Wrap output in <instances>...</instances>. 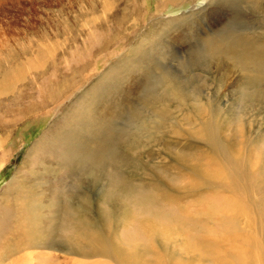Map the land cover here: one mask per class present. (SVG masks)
<instances>
[{"label":"rangeland","instance_id":"obj_1","mask_svg":"<svg viewBox=\"0 0 264 264\" xmlns=\"http://www.w3.org/2000/svg\"><path fill=\"white\" fill-rule=\"evenodd\" d=\"M263 204L264 0H0V220L35 209L32 264H264Z\"/></svg>","mask_w":264,"mask_h":264},{"label":"bare ground","instance_id":"obj_2","mask_svg":"<svg viewBox=\"0 0 264 264\" xmlns=\"http://www.w3.org/2000/svg\"><path fill=\"white\" fill-rule=\"evenodd\" d=\"M232 3V2H231ZM222 5H223V3H222ZM235 13V12H234ZM227 27H229V25L227 26ZM233 30V29H232ZM228 33V32H227ZM227 33H226V35H227ZM229 33H231L230 31H229ZM228 33V34H229ZM239 33L237 32V33H235V34H233L232 35V38H233V40L234 41H238V42H242V41H244L245 39H247L246 37H244L243 36V34L242 35H238ZM231 36V35H230ZM224 39V38H223ZM222 39V40H223ZM217 40V39H216ZM231 40H229V42H230ZM207 42V41H206ZM214 43H215V41H213ZM237 42V43H238ZM211 43H212V39H209L208 40V42H207V47H208V49L210 50V51H214V49H215V46L214 45H212L211 46ZM218 43V42H217ZM216 43V44H217ZM222 43V42H221ZM220 43V44H221ZM224 44V43H223ZM222 44V45H223ZM231 44V43H230ZM218 45H219V43H218ZM222 45H221V47H222ZM252 45V44H251ZM220 46V45H219ZM227 46H228V44H227ZM246 47H248V46H246ZM250 47V46H249ZM232 48V47H231ZM251 48V47H250ZM249 48V49H250ZM253 49V48H252ZM263 49V48H262ZM216 50V49H215ZM237 50V49H236ZM254 51H257V50H254ZM248 58V57H247ZM253 58H255V57H253ZM248 63V62H247ZM170 66V65H169ZM228 69V68H227ZM251 70V69H250ZM258 74V73H257ZM231 78V77H230ZM235 83V82H234ZM172 90V89H171ZM173 91V90H172ZM109 94V93H108ZM179 97V96H178ZM95 98H97V96L95 97ZM180 100V99H179ZM101 101V100H100ZM178 101V100H177ZM181 101V100H180ZM108 106V105H107ZM92 107V106H91ZM98 109H105L106 111H107V107H106V103H104L103 104V102L101 103V105H100V107L98 108ZM195 111H197V110H195ZM82 112V111H81ZM199 112V111H198ZM105 114V113H104ZM101 116V115H100ZM109 117V115H108V113H106L105 114V117ZM105 118L106 120H105V122L104 121H102V122H100V121H97L98 120V118H99V116L98 117H96L95 118V121H94V119H91V120H86V131L87 132H89V134H87V135H89V141L88 142H90L91 143V146L93 147V148H95V152H96V156L98 157V158H100V159H105L104 157V155L107 153V148H108V142L112 139V134H111V131H112V125H110L109 124V119L108 118ZM107 120H109V121H107ZM104 122V123H103ZM108 123V124H107ZM207 123V122H206ZM205 123V124H206ZM206 125H208V124H206ZM211 126H212V124H211ZM210 126V127H211ZM205 130V129H204ZM199 131H201L200 129H199ZM199 135V134H198ZM202 135V134H201ZM203 137V136H202ZM87 140V139H86ZM117 140H118V138H117ZM113 142V141H112ZM216 142V141H215ZM114 143H115V141H114ZM219 144V143H218ZM110 145V144H109ZM215 145H217L216 143H215ZM215 147H217L216 149H218V146H215ZM89 151H90V149H88V151H87V153H89ZM113 154V153H112ZM114 155V154H113ZM115 156V155H114ZM107 157V156H106ZM109 158V157H108ZM218 160V159H217ZM24 162V161H23ZM233 165V164H232ZM232 165H231V167H232ZM194 166V165H193ZM234 167V166H233ZM234 169V168H233ZM236 169V168H235ZM229 170V169H228ZM224 171V170H223ZM222 171V172H223ZM225 171H226V169H225ZM230 171V170H229ZM228 171V172H229ZM234 172V171H233ZM238 172H239V170H238ZM205 173V172H204ZM236 173V175H237V172H235ZM220 174V173H219ZM228 174V173H227ZM220 175H222V173L220 174ZM221 177V176H220ZM220 177H218L217 179H219ZM223 178H224V175L222 176ZM228 177V176H227ZM230 177V176H229ZM210 178V177H209ZM222 178V179H223ZM231 178V177H230ZM229 178V179H230ZM227 179V178H226ZM18 180V178H17V175H15V177L13 178V180L9 183V185L8 186H10V187H12V184H13V182L15 181H17ZM221 180V179H220ZM228 180V179H227ZM233 180H237V178L235 179V178H233L232 179V181ZM239 180V179H238ZM199 181V180H198ZM221 181H224V180H221ZM231 181V182H232ZM235 182V181H234ZM203 185V184H202ZM230 185V184H229ZM13 187H15V186H13ZM12 187V188H13ZM23 187H24V185L23 184H21L20 185V188H22L23 189ZM231 187V186H230ZM6 192H8V190L6 189L5 190ZM20 191L18 190V192L17 193H19ZM7 193H5V192H3V195L1 196L3 199L2 200H4V195H6ZM31 203H32V201H31ZM260 203V202H259ZM8 204V203H7ZM33 206H34V204H32ZM31 205V206H32ZM264 205V204H263ZM259 206V205H258ZM33 208V207H32ZM31 207H29L28 208V213H29V216H27V217H24V214L22 215V213L26 210V209H24V210H17L18 211V216H16V217H14V219H11V220H9L7 223L6 222H2L1 220H0V264H24V262H26L27 260H28V264H32V258H31V256H30V254H28L27 252H26V250H28L29 248H28V245L30 244V240H32L33 242H37L40 238H41V236H37V234L40 232H38V220L36 219V216H35V209L33 208L32 209ZM148 208V207H147ZM149 210V209H148ZM261 212V211H260ZM137 218V217H136ZM147 218V217H146ZM133 219V218H132ZM141 219V218H140ZM136 220V219H135ZM134 220V221H135ZM141 224H140V232L142 233V234H146L149 230H153L152 229V226H148V223H149V221H148V218L147 219H143V220H141V222H140ZM138 226V225H137ZM148 227H150V228H148ZM149 229V230H148ZM89 231L87 232V234L85 235V238L88 240V239H90V237L93 235L98 241L100 240V237H99V235H98V233H96V232H93V231H91L92 230V228H89L88 229ZM133 230V229H132ZM136 230H137V228H136ZM37 231V232H36ZM134 232V231H133ZM138 232V231H137ZM134 233H136V232H134ZM137 234V233H136ZM140 234V233H139ZM40 235V234H39ZM40 241H41V239H40ZM44 241V240H43ZM32 245V244H31ZM263 249V248H262ZM22 250H25V252L27 253V254H25V252H23L22 254H23V260H20V259H15L14 260V262H13V259H9V257L13 254V255H15V254H17V252L18 251H22ZM260 251H262V250H260ZM21 254V253H20ZM27 255H29V257H27ZM116 256H120L119 258H120V260L121 261H124L125 262V260H126V256L125 255H123L122 253H121V251H119L117 254H115ZM114 255V256H115ZM262 255V254H261ZM260 255V256H261ZM18 256V255H17ZM16 256V257H17ZM262 256H264V255H262ZM19 257V256H18ZM130 257V256H129ZM9 259V260H8ZM128 259H131V257L130 258H128ZM133 261V260H132ZM260 261L262 262V261H264V257H260ZM13 262V263H12ZM248 262V261H247ZM130 263V262H129ZM133 264V263H132ZM244 264H246V263H244Z\"/></svg>","mask_w":264,"mask_h":264}]
</instances>
